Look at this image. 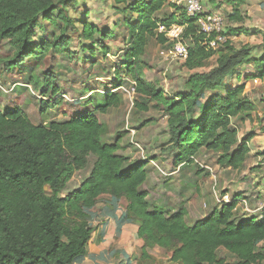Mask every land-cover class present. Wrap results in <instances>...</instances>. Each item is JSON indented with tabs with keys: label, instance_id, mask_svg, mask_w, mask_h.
I'll use <instances>...</instances> for the list:
<instances>
[{
	"label": "trees",
	"instance_id": "obj_1",
	"mask_svg": "<svg viewBox=\"0 0 264 264\" xmlns=\"http://www.w3.org/2000/svg\"><path fill=\"white\" fill-rule=\"evenodd\" d=\"M102 1H112L121 9L129 43L119 68L122 71L115 69L116 80L106 87L105 104L97 106L100 113L118 104L113 89L122 85L125 74L143 97L135 102L136 106L147 111V103L152 101L167 116L168 150L174 152V166L195 162V156L205 149L221 152L220 164L241 169L250 157L255 132L240 138L233 120L241 116L253 119L256 105L246 92V82L264 79V36L259 54L255 46L237 48L230 37L249 34L251 30L243 26L225 28L224 18L223 34L227 41L210 48L204 43L206 35L198 31L196 18L188 17L184 11L177 16L176 10L168 16H158L167 0ZM209 1L222 13L215 0ZM222 1L232 8L228 19H243L240 7L247 0ZM75 3V0H0V38L7 39L15 49L5 66L11 69L21 64L23 58L42 54L52 46L68 49L70 38L63 35L73 25L68 9ZM160 22L186 24L185 36L191 40L182 65L192 73L183 90L172 93L145 80L143 56L150 39L157 37L167 42L164 35L157 33ZM45 23L57 26L60 35L50 42L39 43L34 32L42 25L45 28ZM81 35L97 43L105 55L111 52L105 39L115 37L113 29L83 21ZM214 57L216 62L211 69L199 71ZM243 65H253L254 72L242 75ZM233 78L237 83H232ZM46 81L50 84L48 89L57 95L60 89L55 80L46 77L44 84ZM57 98L42 101L41 111L56 105ZM253 128L264 133V113ZM103 132L102 122L92 112L37 125L19 108L0 110V264H49L48 260L82 264L95 229L90 224L93 209L101 202L118 208L123 199L126 201L123 210L107 208L110 214L109 220L102 223L103 232L120 229L126 222L137 224L135 236L142 244L143 257L148 256V248L160 247L171 254L173 262L232 264L219 257V250L224 248L238 258L234 264H259L264 260V252L259 249L264 243V206L259 216L237 221L235 210L240 200L237 196L189 224L185 208L170 213L152 205L149 192L144 189L148 180L144 160L131 162L119 152L120 139L105 142ZM257 154L264 161V149ZM91 155L96 160L88 177L77 189L62 196L74 174L87 168Z\"/></svg>",
	"mask_w": 264,
	"mask_h": 264
},
{
	"label": "rangeland",
	"instance_id": "obj_2",
	"mask_svg": "<svg viewBox=\"0 0 264 264\" xmlns=\"http://www.w3.org/2000/svg\"><path fill=\"white\" fill-rule=\"evenodd\" d=\"M75 2V5L68 9V16L73 25L63 35L70 38L68 49L66 47L56 49L52 46L42 54L23 58L21 64L9 69L5 63L14 55L15 49L7 39L0 38V110L6 112L19 108L37 125L62 122L69 120L73 114L92 112L103 124L102 136L105 142L114 143L116 138H119L120 153L125 154L131 162L144 160V167L148 173L144 189L148 190V199L152 205L167 209L170 213L185 208L188 210L189 224L203 219L214 209L222 208L224 203L232 201L237 196L240 199L235 210L237 221L247 216H259L260 209L264 206V165L257 164L263 161L262 155L255 153L241 169L236 170L218 162L221 152L203 149L195 156V162L174 166V152L168 150L167 116L161 108L155 107L152 101L147 103V111L140 110L135 102H139L143 97L134 91L133 83L125 74L122 77L125 80L122 85L113 89L118 95V104L109 108L106 113H100L97 106L105 104L104 93L100 91H105L107 86L113 85L116 70L121 68V62L124 60L129 43L127 27L121 9L115 7L112 1L75 0ZM202 2L206 10L215 9L209 0ZM215 3L222 10L225 28L243 26L251 30L249 34L230 37L234 46L237 48L244 45L255 46L256 54L261 53L260 45L264 36V0H247V3L240 7L243 19L239 21L228 19V15L233 12L231 6L224 4L222 0H215ZM174 8L175 6L166 4L158 16L160 18L168 16ZM176 10L181 14L182 9ZM83 21L114 30L115 37L105 39V44L111 46L109 54L105 55L97 43L94 44L82 37ZM43 27V25L38 27L34 32V37L39 43L50 42L53 37L60 35V29L53 24L49 23ZM167 47V42L163 43L157 37H152L143 56V66L147 83L172 93L183 90L185 81L192 72L182 65L184 62L167 64L164 61ZM215 62L214 57L199 71L211 69ZM251 72H254L253 65L241 67L242 75ZM46 77L55 80L60 89L59 95H54L51 89H48L50 84H47V81L44 84ZM231 81L237 83L235 78ZM246 85V92L256 108L252 113V120H246L242 116L233 120V125L239 128L240 138L255 131L253 126L257 123V118L262 117L264 113V79L252 78ZM56 98V105L48 106L41 111L42 101L45 99L55 101ZM131 99L134 100V105ZM150 118H152L150 121L141 124ZM132 130H135L134 134ZM257 145L260 144L256 143L254 138L250 146L255 150ZM260 147L264 149V144ZM95 160L93 155L89 157L87 168L74 174L62 196L80 186L90 174ZM125 206L126 201L123 199L118 208L101 202L93 209L90 224L95 229L92 242L90 241L88 246L89 255L82 264H175L170 262L168 257L171 254L164 249H161V254L158 255L156 251L150 249V252L157 255L155 260H149V255L143 258L136 236L125 230L123 237L121 228L108 230L107 243L103 247L104 253L102 252L101 256L95 254L93 259L89 258L93 250L102 247L100 244L105 240L100 236V231L104 226L102 223L109 219L101 215V210L104 208L123 210ZM259 249L264 252V243ZM218 255L232 264L238 261L235 255L224 248L219 250ZM259 264H264V260Z\"/></svg>",
	"mask_w": 264,
	"mask_h": 264
},
{
	"label": "built area",
	"instance_id": "obj_3",
	"mask_svg": "<svg viewBox=\"0 0 264 264\" xmlns=\"http://www.w3.org/2000/svg\"><path fill=\"white\" fill-rule=\"evenodd\" d=\"M167 3L175 6L174 11L180 8L186 12L188 17L196 18L199 26L198 31L206 35L204 38L206 46L217 48L227 41V36L223 34L224 17L221 11L217 9L206 10L202 0H167ZM176 15H180L177 10ZM185 30L186 24L178 22L169 25L162 22L158 24L157 33L167 38L168 47L164 54V61L167 64L185 62L188 57L191 40L185 36ZM100 92L105 93L104 90ZM131 101L134 105V100L131 99ZM132 132L134 134L135 130Z\"/></svg>",
	"mask_w": 264,
	"mask_h": 264
},
{
	"label": "crops",
	"instance_id": "obj_4",
	"mask_svg": "<svg viewBox=\"0 0 264 264\" xmlns=\"http://www.w3.org/2000/svg\"><path fill=\"white\" fill-rule=\"evenodd\" d=\"M174 10V9H173ZM172 10V11H173ZM260 115H262V114H260ZM255 131V136H254V138H255V141H256V143H259L260 145H257V147L255 148V150L251 147V151H250V156H253V155H255V153H257L258 151H261V150H263V148L262 147H260V146H263V144H264V133H262L259 129H254ZM258 130V131H257ZM257 131V132H256ZM260 134V135H259ZM261 135H263V136H261ZM253 138V139H254ZM259 141H261V142H259ZM258 155V154H257ZM260 156V155H259ZM262 164L264 165V161H262L260 164L258 163L257 164V166L258 165H261L262 166ZM109 212L107 211V210H103V211H101V215H103V217L104 216H106V218H108V216H109ZM118 215L120 214L119 212L117 213ZM130 228V229H129ZM104 229V228H103ZM103 229H101V231H100V236L101 237H103V239L105 238V240H104V242L103 243H101L100 244V246H102L101 248H99L98 247V245H97V247L99 248V250H93V254H91L90 256H89V258H91V259H93V258H95V254H96V256H101L102 255V252L104 253V251H105V249L103 248V247H105V244L107 243V239H106V235H107V233H104L103 232ZM125 230H129L130 231V233H133L134 235L136 234V232H137V230H138V225L137 224H135V223H130V222H126L122 227H121V234H122V236L124 237L125 235H123L124 234V232H125ZM97 233V232H96ZM111 234V232H108V234ZM109 234V235H110ZM128 233H126V235H127ZM92 242V241H91ZM90 242V243H91ZM137 243H139V245H140V247H141V242L140 241H137ZM150 249H153L154 251H156L157 253V255L158 254H161V249L162 248H160V247H152V248H148L147 249V252H148V255H149V260L151 259H153V260H155V257L157 256L156 254H154L153 252H150ZM88 255H89V252H88V254H87V256L85 257V259H84V261L87 259V257H88ZM141 258H142V256H141ZM144 258V257H143ZM169 259H170V262H173L172 260H171V257L169 256L168 257ZM83 261V262H84ZM173 263H175V264H182V263H180V262H173Z\"/></svg>",
	"mask_w": 264,
	"mask_h": 264
},
{
	"label": "water",
	"instance_id": "obj_5",
	"mask_svg": "<svg viewBox=\"0 0 264 264\" xmlns=\"http://www.w3.org/2000/svg\"><path fill=\"white\" fill-rule=\"evenodd\" d=\"M45 190L48 191V190H49V187L46 186V187H45ZM46 258H47V257H46ZM48 262H49V264H58L57 262H53V261H50V260H48Z\"/></svg>",
	"mask_w": 264,
	"mask_h": 264
}]
</instances>
